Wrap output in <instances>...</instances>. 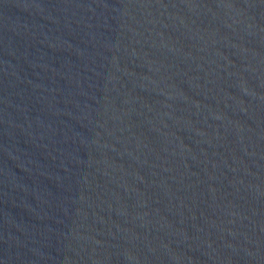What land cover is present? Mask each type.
Segmentation results:
<instances>
[{"label": "water", "instance_id": "obj_1", "mask_svg": "<svg viewBox=\"0 0 264 264\" xmlns=\"http://www.w3.org/2000/svg\"><path fill=\"white\" fill-rule=\"evenodd\" d=\"M0 264H264V0H0Z\"/></svg>", "mask_w": 264, "mask_h": 264}]
</instances>
